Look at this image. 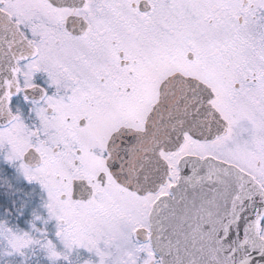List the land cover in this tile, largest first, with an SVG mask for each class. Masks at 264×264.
<instances>
[{
	"label": "snow or ice",
	"instance_id": "1",
	"mask_svg": "<svg viewBox=\"0 0 264 264\" xmlns=\"http://www.w3.org/2000/svg\"><path fill=\"white\" fill-rule=\"evenodd\" d=\"M0 264H264V0H0Z\"/></svg>",
	"mask_w": 264,
	"mask_h": 264
}]
</instances>
